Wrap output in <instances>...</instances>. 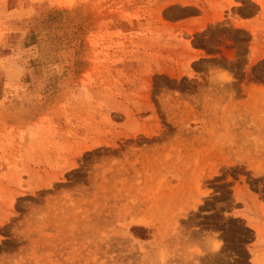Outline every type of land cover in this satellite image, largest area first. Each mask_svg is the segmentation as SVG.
Segmentation results:
<instances>
[{"label": "rangeland", "instance_id": "374dc122", "mask_svg": "<svg viewBox=\"0 0 264 264\" xmlns=\"http://www.w3.org/2000/svg\"><path fill=\"white\" fill-rule=\"evenodd\" d=\"M0 264H264V0H0Z\"/></svg>", "mask_w": 264, "mask_h": 264}, {"label": "bare ground", "instance_id": "6f19581e", "mask_svg": "<svg viewBox=\"0 0 264 264\" xmlns=\"http://www.w3.org/2000/svg\"><path fill=\"white\" fill-rule=\"evenodd\" d=\"M136 220H138V219H136ZM140 220V219H139ZM142 220V219H141ZM138 222V221H137Z\"/></svg>", "mask_w": 264, "mask_h": 264}]
</instances>
